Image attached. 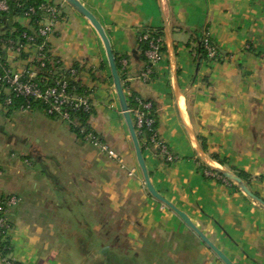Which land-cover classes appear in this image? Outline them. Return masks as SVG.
Returning a JSON list of instances; mask_svg holds the SVG:
<instances>
[{"label": "crops", "instance_id": "obj_1", "mask_svg": "<svg viewBox=\"0 0 264 264\" xmlns=\"http://www.w3.org/2000/svg\"><path fill=\"white\" fill-rule=\"evenodd\" d=\"M78 1L101 24L120 60L126 99L134 95L146 101L144 106L153 104L158 142L146 144L142 135L139 144H144L142 154L154 189L184 212L231 262L264 264V208L197 158L177 116L167 55L147 63L139 49L145 29H163V11L173 38L183 114L205 153L224 159L226 169L248 174L247 187L264 200V0H161V6L158 0ZM46 3L59 14L46 38L50 53L63 69L73 68L74 81L88 90L93 106L88 124L119 160L77 137L62 119L40 109L8 113L0 105L13 122L16 114H24L42 136L34 142L22 136L20 143L31 146L23 148L27 151H22L20 160L9 162V177H2L0 164V196L19 199L8 212L12 258L23 264H66L57 250L44 253V243L33 232L49 229L40 216L59 214V208H69L66 199L79 202L90 192L99 201V212L104 210L99 225L104 234L125 226L134 264H223L175 212L147 191L95 28L65 0ZM13 24L27 27L28 19L6 18L0 24V39L14 30ZM204 33L217 55L197 64L198 39ZM0 51L13 69H23L22 57L1 44ZM145 71L150 72L147 79L142 77ZM159 144L176 159L166 162ZM6 153L2 150L3 160ZM21 163L37 165L47 182L32 178L37 172L25 170ZM108 215L116 216V221ZM87 229L98 230L89 224Z\"/></svg>", "mask_w": 264, "mask_h": 264}, {"label": "rangeland", "instance_id": "obj_2", "mask_svg": "<svg viewBox=\"0 0 264 264\" xmlns=\"http://www.w3.org/2000/svg\"><path fill=\"white\" fill-rule=\"evenodd\" d=\"M13 118L0 111V141L2 140L3 146L0 150L2 177L11 175L9 162L20 160L22 151H27L23 148L31 146L28 143H20L22 136L26 135L30 142H34L35 138L40 139L42 137L39 128L29 122L24 114H16L14 122ZM2 150L8 152L5 160L1 157ZM21 164L25 170L30 169L37 172V174L32 173V178L38 181H43L44 179L47 182L46 177L38 171L37 165L28 167L24 163ZM66 201L69 204L68 209L66 208L67 206H64L59 208V214H44L40 216L45 219V225L49 229L33 232L35 235L38 234V238L44 243V253L50 250H57V253H60V257L65 258L66 264H126L120 260L122 257L124 258V255L129 264H134L131 256V247L127 244L125 226L120 224L121 226L118 230H111L106 234H104L103 230H100V222L105 218L102 215L104 210L99 212V201L94 199L92 193L87 192V196L80 199L79 202L72 198H68ZM60 203L62 204L63 202L61 201ZM92 206L96 208L94 211H90ZM107 218H110L111 221H116V216L108 215ZM87 224L93 226V228H98V230H88ZM114 240L118 242L114 243ZM112 243L115 245H112ZM109 251H114L117 256L110 257L107 262L105 261V255Z\"/></svg>", "mask_w": 264, "mask_h": 264}, {"label": "built area", "instance_id": "obj_3", "mask_svg": "<svg viewBox=\"0 0 264 264\" xmlns=\"http://www.w3.org/2000/svg\"><path fill=\"white\" fill-rule=\"evenodd\" d=\"M7 10L8 4L6 0H0V11ZM37 10L43 12L45 17L44 19H46V22H40V27L38 29V35L44 37L46 41L47 35L51 31V26L59 15L58 10L47 3H43L37 8L29 7L23 14V17L28 19V17L34 14ZM143 37L147 38L148 34L145 33ZM28 39L30 40V38ZM203 40L206 50L208 51V57H213L216 53L215 46L209 43L207 38H204ZM45 41L39 45L30 47L28 43H14L10 38L5 40L0 39L2 48L9 53L15 54L19 58H21L22 54L25 53L26 49L33 50L34 53L32 55H29L27 59H22L25 61V65L32 60H36L38 62L37 66H31L28 70H26L25 66L22 70H15L7 63V61H5V59L2 60V54L0 51V83L7 87L3 91L4 96L0 99V105L3 109L8 110V107L12 102V94L24 97L25 99L40 100L46 106L44 109L46 114L54 115L66 122H71L72 120L70 116L72 113L78 110L86 111L89 108V98L86 94H78L74 92L72 88H69L67 80L63 78L55 79L53 83L43 86V88L36 81H34L37 72L46 64L45 60L47 55L45 51ZM160 41V38L150 41L149 48L146 51V57L151 63L160 61L165 55L160 50ZM57 63H59V60H57ZM149 73V71H145L142 73V77L147 79ZM70 74L74 76L75 70L71 69ZM144 107L149 108V104ZM26 110H29L28 106H21L19 108V111ZM135 118L139 128L145 125L148 129H150L153 124V119L147 117L144 112L135 111ZM156 137L157 132L152 131L150 140L154 142ZM85 139L90 140L92 144L98 146L107 154L109 158L119 160L117 153L94 133L89 132ZM160 146L167 161H174L176 159L175 156L166 151L164 145L160 144ZM132 173L133 171H130L129 175H132ZM18 201L19 199L15 195L0 196V227L4 231V236L10 235L12 231V227L8 220V212L12 207L18 204Z\"/></svg>", "mask_w": 264, "mask_h": 264}, {"label": "trees", "instance_id": "obj_4", "mask_svg": "<svg viewBox=\"0 0 264 264\" xmlns=\"http://www.w3.org/2000/svg\"><path fill=\"white\" fill-rule=\"evenodd\" d=\"M46 3V0H17L13 3H7L8 4V10L7 11H0V24L9 17L12 16H23V14L28 10L29 7H38L39 5ZM50 6H52L51 3H47ZM55 7V6H53ZM56 8V7H55ZM44 18V13L37 10L34 14H32L30 17H28V26L27 27H22L18 24H13L14 30L8 33L7 35L3 36L1 39H12L14 43H28L30 47H34L35 45H39L42 42L45 41V38L38 35V29L40 27V22ZM147 33L148 37L144 38V34ZM30 38V40L28 39ZM160 38L161 41V52L166 54V47L164 44V33L163 29H151L147 28L145 29L139 36V49L141 51V57L143 60H145L147 63L149 62L147 57H146V51L149 48L150 41L156 40ZM204 38H207L209 43H211L213 46L214 44L212 43L211 39L209 36L204 33L201 38L198 39V48L195 56V60L197 64H200L202 59L209 58L208 57V51L206 50V47L204 45ZM217 50V49H216ZM45 51H46V64L45 66L40 69L37 72V75L34 79L42 88L43 86L50 85L53 83L55 79H65L67 80L69 84V88H72L74 92L78 94H86L88 96V90H86L84 87H82L78 82L74 81V76L70 74V70H65L62 68L61 63H57V59L54 58L49 50L48 43L45 41ZM2 54V60H4L3 53ZM217 55V51L213 57L210 59H214ZM22 59H27L29 57V54L23 53L22 54ZM115 57V63L117 66V70L119 73L120 70V60ZM38 62L36 60L29 61L26 65L25 68L28 70L31 66H37ZM75 69L77 66L74 67ZM73 69V68H72ZM178 73V70H177ZM120 76V75H119ZM121 78V77H120ZM7 87L5 85H2L0 83V99L4 96L3 91ZM89 102V108L85 110H78L74 113L71 114V122H68L71 130L77 135V137L81 139H85L86 135L89 132L94 133L96 136H99L95 131H93L89 124L88 120L89 117L93 113V106L91 103V100H88ZM146 103L145 100H141L137 96L131 95L127 97V104L128 108L131 114V118L134 124V129L137 134V138L139 140V143L142 141V135L145 137L147 143L146 144H152L153 142H150V136L152 135V131L157 132L158 128V121H157V116L154 112V107L153 104L151 103V107L145 108L144 104ZM21 106H28L29 110H34V109H40L44 112L45 109V104L41 102L40 100H35V99H25L24 97L21 96H15L12 94V102L11 105L8 107L7 112L10 113L11 111L19 110ZM135 111H140L144 112V114L147 117H150L153 119V124L151 126V130L148 129L145 125H143L141 128L137 126V121L134 116ZM45 113V112H44ZM46 114V113H45ZM48 115V114H47ZM53 118H57L54 115H48ZM158 135V134H157ZM158 137V136H157ZM156 137V140L158 142V138ZM101 139V138H100ZM102 140V139H101ZM144 145V144H143ZM143 145H141V150L143 153ZM160 145V144H159ZM203 150L205 151V146L204 144H201ZM160 147V146H159ZM156 153H159V148H156ZM166 162L167 161L166 157H164ZM212 160L217 162L221 166H225V160L220 159L217 155H213L211 157ZM229 170L235 172L244 182L247 186H249V175L246 174L243 171H236V169L229 167ZM11 225V223H10ZM12 227V225H11ZM115 243V240H114ZM112 243V245L114 244ZM115 245V244H114ZM12 252V245H11V239L10 235L4 236V231L0 227V257L2 259V264H23L21 262L16 261L15 259L12 258L11 256ZM117 256L114 251H109L105 255V261H109L108 259L110 257H115ZM124 263L129 264L128 261H125Z\"/></svg>", "mask_w": 264, "mask_h": 264}, {"label": "water", "instance_id": "obj_5", "mask_svg": "<svg viewBox=\"0 0 264 264\" xmlns=\"http://www.w3.org/2000/svg\"><path fill=\"white\" fill-rule=\"evenodd\" d=\"M67 3H69L77 12H79L81 15L86 17L91 25L95 28L97 31L99 37L101 38L106 56L108 65L110 68V73L113 81V86L115 88L120 110L122 112V116L124 118L133 148L134 153L136 157L137 164L140 168V171L142 173L145 186L147 191L151 196H153L158 201L162 202L165 206L170 208L173 212H175L179 218L191 229L195 232V234L200 238V240L212 251L216 254V256L223 262V264H234L225 256V254L217 248L210 240L209 238L199 229L197 228L189 219V217L179 210L177 207H175L173 204H171L168 200H166L164 197H162L153 187L149 174L146 168V164L144 161V157L142 154V150L139 144V140L137 138V134L134 129V124L131 118V114L128 108L127 99L125 96V93L123 91L122 81L119 76L117 66L115 63V57L113 54V51L111 49L109 40L101 26V24L97 21V19L91 14L78 0H65ZM159 6H161V0H158ZM161 16L163 20V33H164V44L166 47V55L167 60L171 72V86L173 91V97H174V105L177 112V116L179 118L180 123L183 125L189 139L192 142L194 151L196 153L197 158L210 170L220 174L223 176L226 180L237 186L240 190L244 192L246 196H248L255 204L259 205L260 207L264 208V200L260 197H258L255 193H253L245 184V182L234 172H232L229 169L224 168L223 166H220L217 164L214 160H212L203 150L194 130L191 126L188 119L183 114V111L181 109V92L178 84V73H177V64H176V58H175V50H174V44H173V38L171 33L170 25L165 17V14L163 11H161Z\"/></svg>", "mask_w": 264, "mask_h": 264}]
</instances>
